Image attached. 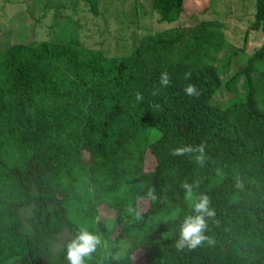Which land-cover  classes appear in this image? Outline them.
Segmentation results:
<instances>
[{"label": "trees", "instance_id": "16d2710c", "mask_svg": "<svg viewBox=\"0 0 264 264\" xmlns=\"http://www.w3.org/2000/svg\"><path fill=\"white\" fill-rule=\"evenodd\" d=\"M87 1L94 13L96 0ZM150 1L161 24L182 11V0ZM253 8L248 29L263 41L231 71L236 50L221 47L223 26L212 21L185 40L174 32L139 46L142 37L127 55L105 56L74 36L0 49V264H68L65 245L80 228L108 244L86 264H132L135 251L142 264H264V0ZM162 45H175L177 60L143 61ZM189 83L199 98L184 93ZM201 143L203 166L196 154H171ZM185 181H199L195 193L212 201L206 235L215 243L177 251L179 226L195 215ZM153 187L156 202L146 195ZM101 205L113 211L103 223Z\"/></svg>", "mask_w": 264, "mask_h": 264}, {"label": "rangeland", "instance_id": "374dc122", "mask_svg": "<svg viewBox=\"0 0 264 264\" xmlns=\"http://www.w3.org/2000/svg\"><path fill=\"white\" fill-rule=\"evenodd\" d=\"M253 4L254 0H182L178 19L161 24L157 22L150 0H96L94 13L87 0H0V49L14 42H25L28 37L64 43L74 36L80 46L97 49L105 56L127 55L142 37L147 36L139 46L151 43L153 38H171L174 32L183 33L185 40L201 22L212 21L223 26L221 47L228 45L230 50H236L231 71L263 41L261 32L248 29ZM179 56L180 50L175 45L171 49L162 45L144 55L143 61L151 66H159L177 60ZM262 78L263 75L257 79L256 85L258 92L264 94L261 88L263 84H259ZM217 98L223 101L226 96L221 91ZM86 156L83 153L84 159ZM153 165V157L146 154L143 170L148 171ZM138 205L142 211L147 201L142 199ZM104 208V205L99 206L96 218L99 223L113 215L112 210ZM143 262L142 252L135 251L132 264Z\"/></svg>", "mask_w": 264, "mask_h": 264}, {"label": "clouds", "instance_id": "9594fccd", "mask_svg": "<svg viewBox=\"0 0 264 264\" xmlns=\"http://www.w3.org/2000/svg\"><path fill=\"white\" fill-rule=\"evenodd\" d=\"M190 78L191 72L184 75L185 80H189ZM160 84L164 87L170 84V77L166 71L161 73ZM183 91L190 97L199 98L202 95V92L192 83L187 84ZM143 99V95L137 92L136 100L139 102ZM205 147L206 145L203 143L195 147L186 145L173 149L171 154L173 156L196 154L195 160L203 166L206 159ZM199 183V181L193 183L185 181L180 185L181 189L184 190L185 198L192 202V210L195 215H187L183 218L179 226L178 238L175 241V248L177 251H183L185 249L195 250L205 243L208 245H213L215 243L214 238L206 235V232L209 229L208 220L215 217L216 211L211 207L212 201L208 195L203 193L197 195L195 193V190L199 188ZM235 186L239 189L243 188V184L238 178ZM146 195L153 202L160 199L154 187L150 188ZM127 211L129 213H135L137 216L139 215L135 207L129 206ZM107 247L108 244L102 239L101 235L87 228H80L75 236L65 245L66 260L68 264H86V260H90L92 255L96 253L99 248L106 249Z\"/></svg>", "mask_w": 264, "mask_h": 264}]
</instances>
